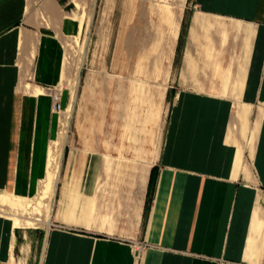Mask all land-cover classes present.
<instances>
[{"label": "crops", "instance_id": "1", "mask_svg": "<svg viewBox=\"0 0 264 264\" xmlns=\"http://www.w3.org/2000/svg\"><path fill=\"white\" fill-rule=\"evenodd\" d=\"M78 2L0 0V192L37 197L72 117L77 90L61 89L62 112L52 94L65 44L92 17ZM150 12L164 21L146 39L162 40L151 67L165 80L189 13L158 158L134 164L77 124L46 231L0 217V264H28L39 242L38 264H264V0H157Z\"/></svg>", "mask_w": 264, "mask_h": 264}, {"label": "rangeland", "instance_id": "2", "mask_svg": "<svg viewBox=\"0 0 264 264\" xmlns=\"http://www.w3.org/2000/svg\"><path fill=\"white\" fill-rule=\"evenodd\" d=\"M80 1H82L80 9L84 8L85 12L88 14L90 12V15L91 11L93 13L90 21L85 24L83 34L79 36V44H75V37L67 42L70 44L69 59L65 81L60 87H68L74 96L77 90V97L72 117L69 119L68 141L66 140L67 144L64 145L61 153V166L77 124L85 132L99 130L104 133L103 136L108 137L109 140L103 142L106 147L115 148L116 153L118 149L127 148L126 156L132 159V163H154L161 151L177 96L176 89L172 87L173 57H175L173 69L175 71L183 57L189 13L186 12L183 20L181 17L182 26L178 45L176 49L174 48L172 59L168 63L169 75L165 80L164 77L159 76L163 72L162 69L158 71L151 67L156 58L161 60L162 40L148 43L146 39V33L150 31L155 33L165 31L162 16L150 12V8L157 0ZM161 1L174 2V0ZM140 64L145 68L139 69ZM140 94L146 102L138 99ZM75 109L78 111L79 119L74 118ZM128 122L132 126L131 130L126 127ZM87 142L92 144L96 141L89 139ZM58 182L53 199L48 203L50 216L57 202ZM5 194V199L8 200L11 193ZM9 207L3 206L11 212ZM8 211L0 212V217L13 223L7 214ZM45 212L46 209L41 206L36 215L43 218ZM28 229L46 231L43 225L41 228ZM41 251L42 242H39L28 264H38ZM11 263L23 264L14 260Z\"/></svg>", "mask_w": 264, "mask_h": 264}, {"label": "bare ground", "instance_id": "3", "mask_svg": "<svg viewBox=\"0 0 264 264\" xmlns=\"http://www.w3.org/2000/svg\"><path fill=\"white\" fill-rule=\"evenodd\" d=\"M78 6L79 7L81 6L80 2H78ZM75 38H76L75 44H79V35ZM65 49H66L65 61L68 64V59H69L68 51L70 50L69 43L65 44ZM66 68L67 66L65 67V69ZM62 88L63 87H58V89H62ZM68 131H69V118L65 116L61 120L59 138L53 143V145L50 148L48 174L42 184V187L37 197L33 199H23L11 194L8 200H6L7 199V198L5 199L6 192H0V205H2V207H0V212L3 213L5 211H8L7 209L3 208V206L5 205L10 206L9 210L11 212L8 211L7 214H9V216L11 217L14 228L16 227L41 228L42 225L47 226L46 224L49 221V217H50V212H49L50 210L48 209V203L49 202L51 203L56 190V185L58 182L59 171L61 166V153L65 145ZM41 206L46 209L45 212L46 215L43 218L36 215L37 211H39V207Z\"/></svg>", "mask_w": 264, "mask_h": 264}, {"label": "built area", "instance_id": "4", "mask_svg": "<svg viewBox=\"0 0 264 264\" xmlns=\"http://www.w3.org/2000/svg\"><path fill=\"white\" fill-rule=\"evenodd\" d=\"M52 96H53V100H54V109L56 111L62 112L63 109H62V106L60 104L61 89H58V88L55 89ZM140 248H142V247L140 246Z\"/></svg>", "mask_w": 264, "mask_h": 264}, {"label": "trees", "instance_id": "5", "mask_svg": "<svg viewBox=\"0 0 264 264\" xmlns=\"http://www.w3.org/2000/svg\"><path fill=\"white\" fill-rule=\"evenodd\" d=\"M154 170H155V168L153 169L152 177H151V181H150V191L152 190L153 185H154ZM150 191H149V195H150ZM149 198H150V197H149ZM147 203H148V202H147Z\"/></svg>", "mask_w": 264, "mask_h": 264}]
</instances>
